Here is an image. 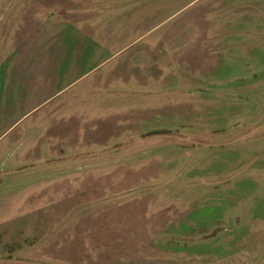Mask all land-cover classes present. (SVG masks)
Wrapping results in <instances>:
<instances>
[{"label": "rangeland", "instance_id": "rangeland-1", "mask_svg": "<svg viewBox=\"0 0 264 264\" xmlns=\"http://www.w3.org/2000/svg\"><path fill=\"white\" fill-rule=\"evenodd\" d=\"M0 264H264V0H0Z\"/></svg>", "mask_w": 264, "mask_h": 264}]
</instances>
